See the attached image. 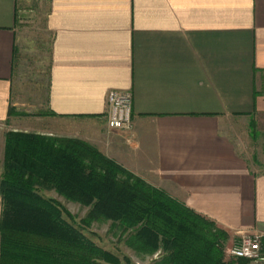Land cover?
Listing matches in <instances>:
<instances>
[{"label":"crops","instance_id":"crops-1","mask_svg":"<svg viewBox=\"0 0 264 264\" xmlns=\"http://www.w3.org/2000/svg\"><path fill=\"white\" fill-rule=\"evenodd\" d=\"M43 10L49 116L14 126L19 31ZM112 90L133 95L130 132L109 128ZM263 118L264 0H0V176L10 130L86 141L214 222L230 248L264 239Z\"/></svg>","mask_w":264,"mask_h":264},{"label":"trees","instance_id":"trees-1","mask_svg":"<svg viewBox=\"0 0 264 264\" xmlns=\"http://www.w3.org/2000/svg\"><path fill=\"white\" fill-rule=\"evenodd\" d=\"M6 138L0 264L121 263L41 190L91 208V220L112 222L130 233V247L151 257L160 254L154 264H252L226 259V232L90 144L20 131ZM262 247L264 253V239Z\"/></svg>","mask_w":264,"mask_h":264},{"label":"rangeland","instance_id":"rangeland-1","mask_svg":"<svg viewBox=\"0 0 264 264\" xmlns=\"http://www.w3.org/2000/svg\"><path fill=\"white\" fill-rule=\"evenodd\" d=\"M19 36L23 41V47L18 52L19 54L16 60L11 101L13 107H11L9 111V117L13 120L12 125L14 126L31 124L32 118L36 116H49V113H45L44 111L47 108L54 33L47 27V12L43 10L38 13V16L25 19L23 28L19 31ZM262 125L264 126V118ZM9 132H11V130ZM256 143V160L264 162V132L261 133V136L259 135L257 137ZM90 145L93 146L92 144ZM3 173L0 176V185ZM39 194L43 198L53 199L60 203L71 214L73 219L69 221L99 247L117 256L121 262L120 264H154V262L160 258V254L151 257L146 253L130 247L128 245L130 233L123 232L119 226L114 225L112 222L91 220V208L72 202L60 196L55 191L41 190ZM84 221H87L89 226H84ZM262 254L264 257L263 251ZM226 259L230 260L231 258L226 254ZM252 264L258 263L252 262Z\"/></svg>","mask_w":264,"mask_h":264},{"label":"built area","instance_id":"built-area-1","mask_svg":"<svg viewBox=\"0 0 264 264\" xmlns=\"http://www.w3.org/2000/svg\"><path fill=\"white\" fill-rule=\"evenodd\" d=\"M108 125L112 130L130 132L133 124V95L131 92L112 90L108 93ZM263 237L258 234H244L226 254L231 259H245L264 263L262 254Z\"/></svg>","mask_w":264,"mask_h":264}]
</instances>
